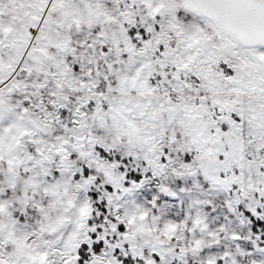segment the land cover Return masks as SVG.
Instances as JSON below:
<instances>
[{"label":"snow or ice","instance_id":"6c2138e0","mask_svg":"<svg viewBox=\"0 0 264 264\" xmlns=\"http://www.w3.org/2000/svg\"><path fill=\"white\" fill-rule=\"evenodd\" d=\"M0 264H264V0H0Z\"/></svg>","mask_w":264,"mask_h":264}]
</instances>
